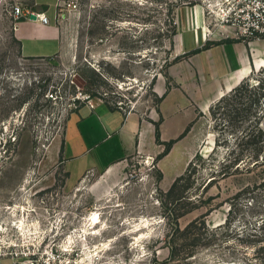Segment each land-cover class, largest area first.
<instances>
[{
    "label": "rangeland",
    "instance_id": "374dc122",
    "mask_svg": "<svg viewBox=\"0 0 264 264\" xmlns=\"http://www.w3.org/2000/svg\"><path fill=\"white\" fill-rule=\"evenodd\" d=\"M36 1L51 2L49 18L58 9L55 0ZM171 1L62 0L63 52L29 59L11 13L34 0H0V151L8 150L0 159V206L18 195L23 211L6 215L4 227L23 220L27 232L0 235L20 252L43 244L64 264H264V165L253 167L264 158V89L246 87L197 119H170L166 131L175 139L190 131L164 169L157 158L132 156L114 172L90 170L68 184L53 158L68 116L91 96L126 112L157 107V79L179 62L173 27L187 12L201 9L212 33L234 40L254 7V0H186L193 5L175 9L172 22ZM236 157L251 169L235 172ZM94 212L101 223L93 230Z\"/></svg>",
    "mask_w": 264,
    "mask_h": 264
},
{
    "label": "crops",
    "instance_id": "0c3cea01",
    "mask_svg": "<svg viewBox=\"0 0 264 264\" xmlns=\"http://www.w3.org/2000/svg\"><path fill=\"white\" fill-rule=\"evenodd\" d=\"M61 1L55 0L58 9L49 24L26 18L18 23L15 37L24 58H51L63 52ZM50 4L34 0L33 8L49 17ZM209 28L201 9L187 12V18L178 21L175 51L183 57L169 68L168 77L157 79V96L166 94L168 82L171 89L149 113L125 112L103 99H89L70 113L62 137L53 143V158L64 165L68 184L90 170L114 172L132 156L156 160L165 146L157 142L155 123L160 122L162 142L177 138L174 132L166 131L170 119H197L199 113L209 114L221 98L264 67V39L231 40L218 31L210 36ZM185 141L178 142L160 161L161 168ZM183 152L187 162V146L184 150L183 145Z\"/></svg>",
    "mask_w": 264,
    "mask_h": 264
},
{
    "label": "built area",
    "instance_id": "2783aa9c",
    "mask_svg": "<svg viewBox=\"0 0 264 264\" xmlns=\"http://www.w3.org/2000/svg\"><path fill=\"white\" fill-rule=\"evenodd\" d=\"M72 7V4L69 5ZM242 4L238 5V8H241ZM253 10L250 13L248 19L244 22L239 24V37L244 40H253V39H261L264 37V0H254L253 1ZM36 7V6H35ZM61 4L59 6V20L61 21L62 14L60 10ZM237 8V9H238ZM12 17L15 20V30L17 29L18 23L26 18L31 19V16H35L36 19L42 24H49L50 19L47 14L43 11H36L33 7L32 8H23L19 5L13 7L12 9ZM212 31L209 29L208 35L211 36ZM89 100V99H88ZM117 107L119 109L125 111L123 104L118 103ZM77 108V106H76ZM126 112V111H125ZM3 138V137H2ZM13 137V142L16 141V138ZM8 150H4V152L0 151V159L3 155L7 154ZM2 166L0 165V175L2 174ZM18 194V193H17ZM23 202L29 203V200L32 201L31 196L22 197ZM18 201V195L12 198L11 202L4 207L0 206V234L14 233V230L20 231V229L14 224L15 222L12 221V225L10 227H4L5 220L9 219L10 216H13L16 202ZM30 204V203H29ZM22 210V209H21ZM8 215L9 217H7ZM4 230H1L3 229ZM21 232V231H20ZM43 245V244H42ZM39 246L36 244L28 245L24 249V253L20 252L17 248L18 244L14 242H6L0 235V264H3L4 259H11L14 264H64V258L54 251V249L50 250L49 247L42 248L43 246ZM63 259V260H62Z\"/></svg>",
    "mask_w": 264,
    "mask_h": 264
},
{
    "label": "trees",
    "instance_id": "16d2710c",
    "mask_svg": "<svg viewBox=\"0 0 264 264\" xmlns=\"http://www.w3.org/2000/svg\"><path fill=\"white\" fill-rule=\"evenodd\" d=\"M186 0H172L171 1V3H169L168 4V9H169V15H172V22H175V17L173 16V14H174V11H175V9H177V8H181V7H183V6H191V5H193V3H191L190 5H187V4H185L184 2H185ZM174 30L172 31L173 32V36H176L177 35V32H178V27H177V24L175 23V25H174ZM171 43H172V45H173V40H171ZM20 44V43H19ZM20 46H21V44H20ZM182 57L183 56H178L176 59H175V61H180L181 59H182ZM256 72L257 71H254L249 77H247V78H245L236 88H234L229 94H227L226 96H224L223 98H221L218 102H217V104L216 105H219V104H221V103H223V102H225L226 100H228V99H230V98H232L233 96H235V95H237V93H240L244 88H246V87H248L249 89H252V92L253 91H258V90H261V89H264V81H263V77H264V67H262V69L260 70V73H261V76L259 77L258 76V79L256 78V80H255V78H253L254 76H256ZM157 77L158 76H155L154 78L155 79H157ZM165 77H168V74H165ZM252 81H254V82H252ZM255 81H256V83H255ZM170 89H171V85H170V83L168 82V85H167V92H166V94L165 95H163L162 97H159V96H157V98H158V101H157V107L160 105V103L165 99V97H166V95L168 94V92L170 91ZM94 97H96V95L95 96H91L90 97V99H92V98H94ZM105 100V99H104ZM107 101V100H106ZM108 102V101H107ZM253 103L256 105V104H258V103H261V99H259V98H257V96H254V98H253ZM113 106V105H112ZM113 107H115V108H119V107H117V105L116 106H113ZM213 109V108H212ZM163 119H161L160 121H162ZM155 126H156V136H157V142H158V144H161V145H164L165 146V149H164V151L157 157V160H162V159H164L170 152H171V150H172V148H173V146L178 142V141H180L181 139H183L188 133H189V131H190V128H187L186 130H185V132L178 138V139H173V140H171V141H169V142H162L161 141V131H160V122H157V123H155ZM198 157V155L196 156V158ZM231 160V159H230ZM193 163H194V161L190 164V166L188 167V169H187V171H186V173L183 175V176H181V177H179V178H177L176 179V181H175V183L173 184V186H172V188H171V190L169 191V195H172L174 192H175V190H176V188L178 187V185H179V183L181 182V181H183L185 178H186V175L188 174V172H189V170H190V168L193 166ZM232 163L234 164V169H235V172H239V170L241 171V170H244V169H246L248 166H249V163H248V161H246V159H243V158H239V157H236V158H234V161H232ZM242 164H245L244 166H242ZM261 165H264V158H263V160H262V162H258L257 161V163L256 164H254V168L255 167H259V166H261ZM249 168V167H248ZM251 168H249V170H250ZM248 170V169H247ZM228 174L229 173H224V176H228ZM163 177V175H161V178ZM185 196L184 195H181L180 197H179V200H182L183 198H184ZM262 223V224H261ZM197 224H198V222L196 221V222H194V223H192V224H190L189 225V227L187 228V229H189V228H191L190 226H192V227H194V226H197ZM258 225H261L262 227H264V221H262V222H259V224ZM252 236L254 235V234H251ZM256 235V234H255Z\"/></svg>",
    "mask_w": 264,
    "mask_h": 264
},
{
    "label": "bare ground",
    "instance_id": "6f19581e",
    "mask_svg": "<svg viewBox=\"0 0 264 264\" xmlns=\"http://www.w3.org/2000/svg\"><path fill=\"white\" fill-rule=\"evenodd\" d=\"M23 208H24V207H21L20 209H17V210H20V211H21V209H22V211H23ZM17 210H16V207H15V211H14L13 216H15V213H16ZM88 221H89L90 225L93 226V227H91V228H92L93 230L96 229V228L98 227V225L101 223V217H100V214L97 213V212L91 213V214L89 215V219H88ZM14 222H15L14 224H15L18 228H20V230L22 231L23 235H27V234H26L27 232L24 231V230H25V227H24L25 223H24V221H23V220H20V222H17V221H14ZM91 228H90V229H91ZM90 229L85 230V233H87ZM1 230H4V228L1 229ZM36 230H37V228H36ZM29 233H30V232H29ZM31 233H32V232H31ZM87 234H88V233H87ZM71 240H72V238H71Z\"/></svg>",
    "mask_w": 264,
    "mask_h": 264
},
{
    "label": "water",
    "instance_id": "95a60500",
    "mask_svg": "<svg viewBox=\"0 0 264 264\" xmlns=\"http://www.w3.org/2000/svg\"><path fill=\"white\" fill-rule=\"evenodd\" d=\"M31 19H32V20H35V19H36V17H35V16H31Z\"/></svg>",
    "mask_w": 264,
    "mask_h": 264
}]
</instances>
